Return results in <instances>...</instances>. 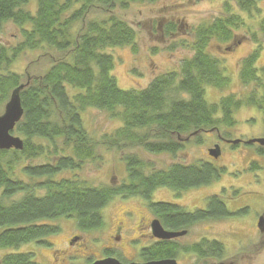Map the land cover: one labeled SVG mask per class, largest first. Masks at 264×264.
Wrapping results in <instances>:
<instances>
[{
    "label": "trees",
    "instance_id": "obj_1",
    "mask_svg": "<svg viewBox=\"0 0 264 264\" xmlns=\"http://www.w3.org/2000/svg\"><path fill=\"white\" fill-rule=\"evenodd\" d=\"M30 1L0 0V26L11 22L22 31L15 46L0 47V107L17 86L29 80L20 94L24 114L15 129L24 137V148L0 151L1 248H18L36 240L45 244L44 238L60 230L45 220L75 218L79 229L100 228L105 223L102 210L117 196L149 201L158 188L182 193L220 177L221 171L202 161L174 162L167 169L146 173V162L139 153L125 157L128 179L119 184L91 185L77 176L55 177L65 170H79L85 161L96 158L100 145L175 154L194 132L200 137L215 127L234 126V112L242 105L256 106L264 118V66H256L264 48V17L259 32L250 37L255 48L240 62L239 79L250 91L240 98L234 93L223 96L219 102L205 97L207 86L223 89L230 83L224 60L211 46L232 49L240 44L244 37L236 31L245 22L236 9L252 17L255 12L260 15L257 0H225L222 16L198 25L192 40L183 41L193 55L182 61L179 70L156 76L143 89L118 85L114 56L106 50L124 46L136 50L137 31L117 11L131 3L157 0H37L35 13L25 8ZM178 30L177 24L168 23L169 33ZM35 50L45 51L51 60L42 75L23 81L20 74L9 71L22 52ZM91 108L107 112L122 125L95 138L83 122V113ZM35 157H44L46 162L16 171L21 159ZM23 175L44 179L30 184ZM40 190L44 194H38ZM18 193L23 196L7 202ZM208 201L206 211L160 202L151 207L164 226L183 230L200 220L230 215L218 196ZM182 251L201 259L219 258L224 245L207 239L190 245L163 240L144 253L159 260L175 258ZM0 264L39 263L32 252H11L0 258Z\"/></svg>",
    "mask_w": 264,
    "mask_h": 264
},
{
    "label": "rangeland",
    "instance_id": "obj_2",
    "mask_svg": "<svg viewBox=\"0 0 264 264\" xmlns=\"http://www.w3.org/2000/svg\"><path fill=\"white\" fill-rule=\"evenodd\" d=\"M224 1L157 0L131 3L127 9L118 10L117 12L137 31L136 50L131 46L106 50L114 56L113 74L118 85L122 89H143L156 76L171 70H179L182 61L193 55L190 48L182 45L183 41L192 40L194 28L198 25L209 23L222 16ZM257 4L261 14L257 15L255 12L253 17L245 11L236 9L245 22L243 27L236 31L237 36L244 37L240 44L232 45V49H228L226 45L211 46V51L224 60V72L230 77V83L223 89L207 86L205 97L209 102H219L221 97L233 93L240 98L251 89L242 85L238 73L241 60L255 48L250 37L253 33L259 32V21L264 17V0H257ZM25 8L35 13L37 0H31ZM171 21L178 25V31L173 33L167 31V25ZM21 39V28L14 23L9 22L0 26V47L15 46ZM50 64V57L45 51H26L16 58L9 71L20 74L24 81L26 73L33 78L38 77ZM256 66L259 69L264 66V48ZM69 90L74 91L72 88ZM4 106L5 103L0 107V114L4 111ZM234 116L236 119L234 126L220 128L224 136L231 139L264 137V118L256 106L242 105L235 110ZM83 122L88 132L97 139H101L103 134L122 125L121 121L112 118L107 112L92 108L83 113ZM213 129L208 133H201L200 137L194 135L185 143L184 148L175 154L143 153L140 148L118 150L100 145L96 158L85 161L79 170H65L55 177L77 176L87 180L91 185L119 184L128 179L125 157L134 153H139L146 162V173L167 169L174 162L187 164L207 162L212 160L209 158L208 149L214 147L218 137ZM14 134L24 139L16 132ZM235 146L233 149L225 144L226 151L223 157L213 160L219 167H226L215 182L183 191L184 195L180 197H178L180 193L166 187L158 188L152 194L153 202L180 204L188 211H195L206 207L210 195L220 193L223 194L226 206L231 212L239 211L229 217L208 218L189 226L188 233L177 239L176 243L190 245L206 239L217 240L224 245V254L219 258L201 259L196 254L182 251L175 256L180 264H221V262L229 263L231 260L235 264H264V232L259 230L256 223L258 215L264 211V155H259L256 146L247 144L237 148ZM44 162H46L44 157H35L25 159L19 162V165ZM252 162H254L253 167L250 165ZM23 178L30 184L44 179L27 175H23ZM223 189H226L224 193H222ZM44 192V190L37 191L40 195ZM22 196L23 193H18L7 202ZM133 198L125 201L120 196L115 197L102 210L105 223L100 228L79 229L75 218L45 220L57 224L60 228L59 232L44 238L45 244L36 240L18 248L0 247V258L11 252H32L39 264H92L93 261L106 256L116 257L123 262L128 258L140 261L141 249L153 241L150 235L143 236L149 230L134 226V230L127 229L120 234L121 238L116 231L117 223L124 219L123 210L127 204L128 209L140 214V217L153 215V212L143 205H147L144 199ZM150 234H152L151 230ZM77 235L78 239L75 238ZM132 239H138L137 242H133L134 247L130 244ZM108 251H111L110 255H107Z\"/></svg>",
    "mask_w": 264,
    "mask_h": 264
},
{
    "label": "water",
    "instance_id": "obj_3",
    "mask_svg": "<svg viewBox=\"0 0 264 264\" xmlns=\"http://www.w3.org/2000/svg\"><path fill=\"white\" fill-rule=\"evenodd\" d=\"M29 80L26 83H22L17 86L11 93L10 99L8 100L5 111L0 115V149L16 148L22 150L24 148V141L21 137L11 134L17 123L22 119L24 109L21 103V91L28 85ZM197 132L191 134L196 135ZM191 136H187L185 140H189ZM241 139L228 140V143L237 144ZM248 144L258 143L260 146H264V137L251 138L246 141ZM209 154L215 158L221 154L219 145L209 149ZM258 227L261 231H264V216H261L258 222ZM152 234L157 239H173L181 237L187 234V230L175 231L166 229L159 219H154L152 222ZM92 264H180L175 258H164L159 260H151L147 262H123L120 259L107 256L102 259H98L92 262ZM221 264H233L225 263Z\"/></svg>",
    "mask_w": 264,
    "mask_h": 264
},
{
    "label": "flooded vegetation",
    "instance_id": "obj_4",
    "mask_svg": "<svg viewBox=\"0 0 264 264\" xmlns=\"http://www.w3.org/2000/svg\"><path fill=\"white\" fill-rule=\"evenodd\" d=\"M26 52V51H25ZM23 53V52H22ZM28 78H30V74L29 73H26V79H28ZM28 81V80H27ZM26 83V82H25ZM9 99H10V97H9ZM8 99V100H9ZM8 100H6L4 103H5V106H4V111H5V107H6V104H7V102H8ZM4 111L0 114V115H2L3 113H4ZM220 128H222V127H215L214 129H213V131H216L217 132V138H216V142L214 143V147H215V145H219L220 146V149H221V154H220V156L219 157H217V158H215V157H213V156H211L210 154V156H209V158H211L212 160H210V161H207L206 163H208V164H210L213 168H215L217 171H221L220 172V176H221V174L226 170V167L224 166V167H219L218 165H216V163L213 161V160H217V159H219V158H222L223 157V155H224V151H226V149H224V145L226 144V145H229V146H231V148H233L234 149V146L235 145H237L238 147L240 146V145H242V144H247V145H251V146H256L257 147V149H258V152H259V155H264V146H260L258 143H252V144H248V143H246V141L247 140H249V139H243V138H236V139H241V141L239 142V143H237V144H233V143H228V140H232L231 138H229V137H227V136H224L222 133H221V131H220ZM16 126H15V128H14V130L13 131H11V134L12 135H15L14 133L16 132ZM209 132V130H207V131H205L204 133H208ZM210 132H212V131H210ZM17 133V132H16ZM15 136H17V135H15ZM20 137V136H19ZM192 137V136H191ZM191 137L189 138V140L191 139ZM23 139V138H22ZM251 139V138H250ZM185 141H187V140H185ZM237 146H235V148H237ZM209 149H211V148H209ZM209 149H208V153H209ZM14 150H18V149H16V148H10V149H0V151H10V152H12V151H14ZM239 151V150H238ZM258 156V155H257ZM25 159H27V158H23V159H21L19 162H21V161H23V160H25ZM19 162H17V165H16V167H15V169H16V171L17 172H19V171H21V169L25 166V165H19ZM249 163V162H248ZM248 165V164H247ZM246 165V166H247ZM252 167L254 166V162H252L251 164H250ZM20 166V167H19ZM245 166V167H246ZM17 168H18V170H17ZM223 170V171H222ZM220 178V177H219ZM25 180V179H24ZM217 180V179H216ZM216 180H214L213 182H215ZM127 181V180H126ZM212 182V183H213ZM211 184V183H210ZM226 189H223V192L222 193H224V191H225ZM184 195V193L182 192V193H180V195H178V197H180V196H183ZM211 196H218L221 200H223L224 201V197H223V194H220V193H215V194H212V195H210L209 197H211ZM208 197V198H209ZM121 198H123L125 201H127L128 199H132L133 197H128V198H125V197H121ZM208 198H207V202H206V207L205 208H203V209H200V210H203V211H206V210H208V207H209V201H208ZM134 200H138V199H136V198H133ZM143 199V198H142ZM145 200V199H144ZM146 201V203H147V205L146 204H143V205H145V206H147L152 212H153V215L151 216V217H145V216H143V215H141V217L139 216L140 214H136V213H134L135 211H133V210H130V209H128L129 208V206H128V204L127 205H125V207H124V210H123V216H124V219H123V221H120L119 223H117V227H116V231H117V233H118V235H119V238H121V236H120V234H122L124 231H126L127 229L128 230H134V226H140L141 228L143 227V228H146L147 230H149V232H147V233H145L143 236H147V235H150V237H152V243L150 244V245H146L145 247H143L142 249H141V251H140V256H141V260L140 261H137V260H133V259H131V258H128V260L127 261H125V262H147V261H151V260H156V259H150V258H148V256L147 255H145V253H144V250H145V248H148V247H151V246H154V245H156V244H158V242H160V241H163V240H159V239H157V238H155V237H153V235L152 234H150V230H151V233H152V222H153V220L154 219H159L160 221H161V219L157 216V214L154 212V210H153V208L151 207V203H158V202H153L152 201V197H151V200H145ZM160 203H170V202H160ZM224 203H225V201H224ZM173 204H175V203H173ZM178 206H181V207H183V208H185L184 206H182V205H180V204H177ZM225 205H226V203H225ZM146 207V208H147ZM227 207V206H226ZM186 209V208H185ZM228 209V208H227ZM197 210V209H196ZM228 211H229V216H231V215H233V214H237V212H239V211H237V212H231L229 209H228ZM141 212V211H140ZM139 216V217H138ZM229 216H225V217H229ZM261 216H264V211L262 212V213H260L259 215H258V218H257V221H256V223H257V225H258V222H259V219H260V217ZM225 217H220V218H225ZM138 219V220H137ZM211 219V218H210ZM201 221V220H200ZM129 223H133V225H129ZM161 223H162V221H161ZM163 224V223H162ZM164 226V225H163ZM166 229H169V228H167L166 226H164ZM259 228V227H258ZM169 230H172V229H169ZM259 230L261 231V229L259 228ZM262 233L264 232V231H261ZM188 233V232H187ZM180 237H176V238H173V239H164V240H167V241H169V242H172V243H174V242H176L177 241V239H179ZM118 239V238H117ZM208 240V239H207ZM134 241H138V239H132L131 241H130V244H131V246H133V242ZM209 241H211V240H209ZM212 241H217V240H212ZM134 247V246H133ZM120 249H121V247H120ZM111 250V249H110ZM111 252V251H110ZM224 254V253H223ZM222 254V255H223ZM221 255V256H222ZM220 256V257H221ZM107 257V256H106ZM222 263V262H221ZM229 263H233V264H235L234 263V261L233 260H231Z\"/></svg>",
    "mask_w": 264,
    "mask_h": 264
}]
</instances>
